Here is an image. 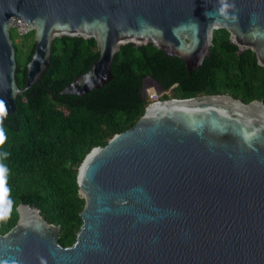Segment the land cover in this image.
Returning <instances> with one entry per match:
<instances>
[{
	"label": "water",
	"instance_id": "water-1",
	"mask_svg": "<svg viewBox=\"0 0 264 264\" xmlns=\"http://www.w3.org/2000/svg\"><path fill=\"white\" fill-rule=\"evenodd\" d=\"M34 31L25 85L10 28ZM223 28L264 67V0H0L1 115L46 71L56 37L94 38L98 55L60 94L111 78L128 42L152 43L191 73ZM84 203L71 245L30 196L0 233V264H264V102L229 94L161 98L93 147L77 172Z\"/></svg>",
	"mask_w": 264,
	"mask_h": 264
},
{
	"label": "trees",
	"instance_id": "trees-1",
	"mask_svg": "<svg viewBox=\"0 0 264 264\" xmlns=\"http://www.w3.org/2000/svg\"><path fill=\"white\" fill-rule=\"evenodd\" d=\"M15 47L16 80L25 85L26 63L34 47V31L10 28ZM229 33L214 30L210 55L191 73L177 56L166 55L152 43L128 42L114 55L112 78L83 95L60 94L76 76L86 72L98 55L94 38L56 37L49 65L38 82L17 96L15 110L0 114V233L17 217L23 197L35 200L42 217L61 226L58 241L74 242L81 226L84 199L78 193V167L95 146L105 145L115 133L131 127L151 102L143 94L150 77L170 95L187 98L201 94H229L243 102H264V67L251 49L236 53Z\"/></svg>",
	"mask_w": 264,
	"mask_h": 264
},
{
	"label": "rangeland",
	"instance_id": "rangeland-1",
	"mask_svg": "<svg viewBox=\"0 0 264 264\" xmlns=\"http://www.w3.org/2000/svg\"><path fill=\"white\" fill-rule=\"evenodd\" d=\"M147 89L150 91H159V92H163L164 89H161L154 81H152V78L150 77H146L144 79V88H143V94L147 95Z\"/></svg>",
	"mask_w": 264,
	"mask_h": 264
},
{
	"label": "built area",
	"instance_id": "built-area-1",
	"mask_svg": "<svg viewBox=\"0 0 264 264\" xmlns=\"http://www.w3.org/2000/svg\"><path fill=\"white\" fill-rule=\"evenodd\" d=\"M147 96L149 97V99L151 101H154V100H158V99H161L163 96H168L170 95V88L169 89H164L163 92H159V91H150L147 89Z\"/></svg>",
	"mask_w": 264,
	"mask_h": 264
},
{
	"label": "clouds",
	"instance_id": "clouds-1",
	"mask_svg": "<svg viewBox=\"0 0 264 264\" xmlns=\"http://www.w3.org/2000/svg\"><path fill=\"white\" fill-rule=\"evenodd\" d=\"M3 139H4V134H3V130L0 129V143L3 142ZM6 169L4 168L3 165H0V179L3 180V175L5 173Z\"/></svg>",
	"mask_w": 264,
	"mask_h": 264
},
{
	"label": "snow or ice",
	"instance_id": "snow-or-ice-1",
	"mask_svg": "<svg viewBox=\"0 0 264 264\" xmlns=\"http://www.w3.org/2000/svg\"><path fill=\"white\" fill-rule=\"evenodd\" d=\"M2 111H3V105L0 104V112H2ZM2 192H3V180L0 179V193H2Z\"/></svg>",
	"mask_w": 264,
	"mask_h": 264
},
{
	"label": "flooded vegetation",
	"instance_id": "flooded-vegetation-1",
	"mask_svg": "<svg viewBox=\"0 0 264 264\" xmlns=\"http://www.w3.org/2000/svg\"><path fill=\"white\" fill-rule=\"evenodd\" d=\"M235 46H236V45H235ZM236 47H237V46H236ZM245 50H246V49H245ZM243 51H244V50H243ZM152 81H154V82L158 85V83H157L155 80L152 79ZM158 86H159V85H158ZM159 87H160V86H159ZM160 88H161V87H160Z\"/></svg>",
	"mask_w": 264,
	"mask_h": 264
}]
</instances>
